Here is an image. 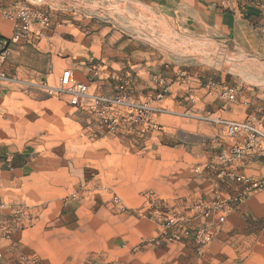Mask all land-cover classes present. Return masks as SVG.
<instances>
[{
  "label": "rangeland",
  "instance_id": "374dc122",
  "mask_svg": "<svg viewBox=\"0 0 264 264\" xmlns=\"http://www.w3.org/2000/svg\"><path fill=\"white\" fill-rule=\"evenodd\" d=\"M39 4L48 28L11 46L0 81V264H264V191L223 222L195 209L235 188L218 176L231 141L221 121L258 122L264 59L143 0ZM14 46L30 47L35 68L16 70ZM64 70L87 84L80 106L49 92ZM209 81L235 86V100ZM118 97L152 109L129 118ZM23 151L30 165L16 170Z\"/></svg>",
  "mask_w": 264,
  "mask_h": 264
},
{
  "label": "built area",
  "instance_id": "2783aa9c",
  "mask_svg": "<svg viewBox=\"0 0 264 264\" xmlns=\"http://www.w3.org/2000/svg\"><path fill=\"white\" fill-rule=\"evenodd\" d=\"M41 0H24L19 1L6 12V16L12 20L11 33L7 37L0 36V81H6L10 76L7 75L3 65L7 58L10 48L14 44H30L32 45L39 36L42 35V30H46L49 26L48 15L39 7ZM260 7L264 9V0H257ZM127 76H129L127 74ZM128 78L127 83L130 82ZM161 89L158 90L156 96L149 102L154 103L157 99L162 97L163 84L159 80ZM122 87V86H120ZM203 88L210 94L212 91H217L219 88V96L225 104L231 103L236 97V87L232 84L221 83L217 85L215 82H206ZM49 92L65 93L69 96L68 103L72 106H80L82 99L87 94V84L82 81L74 80L69 70H64L59 78L57 86L48 87ZM95 101L101 100L99 96H90ZM117 103L125 104L129 108L128 113L134 112L145 116L148 110L152 107L149 103H133L124 102L121 97L116 100ZM261 116L257 123L251 120H223L224 134L231 141L227 149L220 152L218 155L219 163L218 176L229 178L234 182V190L226 194L217 193L215 197L209 202H201L195 206L204 216L214 214L218 222H223L228 214L236 210L243 200L250 197L252 194L264 191V174L260 176L247 175L236 170L237 164L247 156L264 159V104L260 109ZM133 115V114H132ZM14 220V219H12ZM180 217H169L167 219V227L174 225ZM0 230L2 235H8V225L2 224ZM170 237L178 238L175 231H171ZM209 235L202 234V242L208 241ZM101 264V263H95Z\"/></svg>",
  "mask_w": 264,
  "mask_h": 264
},
{
  "label": "crops",
  "instance_id": "0c3cea01",
  "mask_svg": "<svg viewBox=\"0 0 264 264\" xmlns=\"http://www.w3.org/2000/svg\"><path fill=\"white\" fill-rule=\"evenodd\" d=\"M143 1L162 8L184 30L207 39L234 45L235 48L264 59V9L260 7L257 0ZM9 6L6 4L5 7H0L1 37L9 36L12 29V20L6 16L5 11ZM13 48L17 53V56L12 57L16 70L18 68H35L34 60L37 57L34 58L30 47L14 46ZM26 155L27 153L24 151L14 155L12 163L16 170L26 169L30 165ZM263 160L260 161L256 157L247 156L237 164L236 170L252 176L263 175ZM188 264H194L192 259Z\"/></svg>",
  "mask_w": 264,
  "mask_h": 264
}]
</instances>
